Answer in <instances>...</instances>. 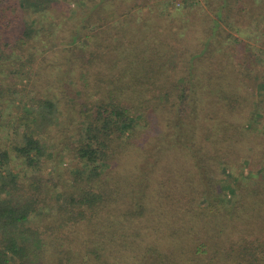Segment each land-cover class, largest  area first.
I'll use <instances>...</instances> for the list:
<instances>
[{"label": "trees", "instance_id": "1", "mask_svg": "<svg viewBox=\"0 0 264 264\" xmlns=\"http://www.w3.org/2000/svg\"><path fill=\"white\" fill-rule=\"evenodd\" d=\"M205 2L0 0V264H264V0Z\"/></svg>", "mask_w": 264, "mask_h": 264}, {"label": "rangeland", "instance_id": "2", "mask_svg": "<svg viewBox=\"0 0 264 264\" xmlns=\"http://www.w3.org/2000/svg\"><path fill=\"white\" fill-rule=\"evenodd\" d=\"M139 1L142 2V3H148L150 6H153V7L157 8L159 6H163L162 4H163L164 0H139ZM170 1H171L172 5H176L177 6L179 1H181V0H170ZM200 1H201V4H203L205 6H208V4L205 2V0H200ZM65 164L68 165V161H65ZM74 165H76V164H74Z\"/></svg>", "mask_w": 264, "mask_h": 264}]
</instances>
